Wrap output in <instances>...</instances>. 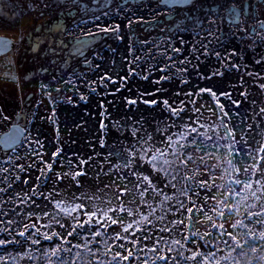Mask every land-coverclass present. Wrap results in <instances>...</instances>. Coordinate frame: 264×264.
I'll return each instance as SVG.
<instances>
[{
    "label": "snow or ice",
    "instance_id": "obj_1",
    "mask_svg": "<svg viewBox=\"0 0 264 264\" xmlns=\"http://www.w3.org/2000/svg\"><path fill=\"white\" fill-rule=\"evenodd\" d=\"M110 2L111 0H107L103 7H107V3ZM225 2L226 0H222L220 3L213 0L217 7L222 8L223 12H227L233 17V23L237 22L241 15L240 7L235 3H230L225 7ZM73 3L75 4L76 0H73ZM161 3L168 6L166 12L160 10ZM45 7L48 5L45 4ZM251 7L252 5L248 4L243 6L244 11ZM116 11L127 10L118 5ZM139 11L141 15L138 18H134L136 12H132L131 15H125L119 23L113 22L114 17L102 21L101 15L93 13L91 21L80 19L74 20L73 24L75 28H86L87 35L90 37H96L101 33H111L118 40L125 39V35L121 34L124 27L131 29L133 25L145 24L159 28L161 33H172L171 25L175 24L176 34L188 32L191 36L195 32L198 43H193L191 52L193 59L197 61L201 55L207 57L212 54L211 44L213 41L208 40V37H212L217 42L220 41V37L212 31V26L216 21L210 18L215 17L218 13L216 8L208 4V0H145L139 6ZM144 12L150 13L155 19H146L143 15ZM223 12L220 13L221 18H223ZM173 13H177V15L184 13L179 24L175 23ZM102 15L107 18L110 13L104 11ZM161 17L163 19H160ZM89 24L92 27H89ZM259 26L264 29V20L259 21ZM93 27L97 31H93ZM42 31L52 33L54 36L69 31V35H71V31L59 21L55 24V32L51 27L42 29ZM201 31L205 33L202 38L200 37ZM205 40L208 42L205 43ZM77 42L82 46H87L90 43V41L80 38H77ZM10 43L8 40L0 39V50L6 49ZM52 44L53 55L58 54L57 48L64 47L62 40L54 39ZM185 44V38L181 37L176 40L174 35H169L168 39L162 42L142 40L140 41L141 47L136 49L131 44L126 45L124 59L127 60L131 56V60H128L127 75H135L138 71L141 74L147 72L148 75H142V78L149 80L152 71L156 70L161 73L155 81V84L160 85L157 92L166 91L162 81L172 79V76L167 73L173 68L176 72H187L186 65L192 63L188 59L190 50L182 47ZM113 51L115 50L113 49ZM214 54L223 63L221 52L215 51ZM231 55H235V53H231ZM85 62L89 68L92 67V63L87 61L86 57ZM161 63L164 64V67H159ZM149 64L150 66L146 67ZM95 67L98 69L101 65L96 64ZM196 67L198 65H194V68ZM231 67L238 68V65L233 64ZM73 75L77 74L73 73ZM127 75L120 79H127ZM216 75L222 76L223 73L214 72L213 76ZM249 75L252 74L249 73ZM81 76H77V79H80ZM202 78L211 79L207 76ZM100 79L108 80L118 88L117 81L113 80L110 75L105 74ZM182 82L188 84L187 80ZM66 83L71 85L73 81L68 80ZM85 85L90 86L87 79H85ZM260 87L264 88V84H261ZM55 91L59 94L63 90L56 88ZM91 91L95 92L96 89L91 88ZM202 93H207L215 100L216 108L219 109V127H222L224 131L222 135L217 132L214 141L213 136L199 131L206 125L200 122V116L203 114L202 108L197 106L191 97ZM221 94L226 98H231V94L227 91ZM47 95L53 105L59 103L51 92H48ZM146 95L152 94L146 93ZM183 95L188 100H180L179 107L169 99L144 100V103L150 106L163 105V109L168 111V118L172 122L166 123L163 128L157 125L155 129V132L164 137L161 141L163 147L152 143L153 136L146 131L144 136H139V132L143 129L134 127L131 136L136 138V143L140 145L139 150L124 149L117 154L124 157L122 168L130 169L132 176L137 181L135 189L138 199L136 195H133L127 201V205L125 204L123 197L131 191L125 183L123 188L118 187L120 195L117 197V207H112L111 201H107L109 206L106 209L97 207L92 211H83L81 216H71L73 212L84 206L57 201L54 207L59 211L46 213L50 223L39 226L35 221L40 217H34L29 210L34 206L38 207L33 198L34 189L32 196L25 194L23 197H17L20 204L28 205V208H25L23 212L19 210V206L4 210L3 205L9 202L14 204V200L0 202V217H3L0 218V225H2L0 233L4 234L0 236V249H5L8 246H22L24 243L29 245L16 254L0 255V264H21L24 260L39 264L41 257H43V264H264V135L257 140L251 131H245L247 125L241 126V124L226 122L224 117H229L230 113L225 111V105L219 102L217 92L212 87H201L199 93L194 89L192 92H183ZM241 95H247V93L242 92ZM179 96L180 93H176V97ZM79 98L84 100L85 96L80 95ZM65 99L71 102L72 97L66 95ZM232 102L233 104L237 103L235 100ZM127 103L135 105L137 101L129 99ZM188 104L192 105V109L189 122L185 123L183 116L189 111ZM237 108H239L238 104ZM50 111L52 115L45 116L43 119L55 123V109ZM210 111L216 115L215 109H210ZM258 115L264 118V107L259 109ZM173 117L181 120V123L177 124L175 120H172ZM8 119L0 112V123L6 122ZM136 123L139 124L140 121H136ZM101 127L103 128L104 125L102 124ZM172 128H176L177 131L172 132ZM24 131H29V129L25 128ZM20 133L21 129L18 126L13 128L4 134L3 143L6 146L16 144L20 139ZM24 139L27 140L28 137H24ZM205 141H213V143L209 145ZM34 142L40 143L38 139ZM103 145L104 141H101V146ZM41 147L44 146L41 145ZM210 148L215 151H210ZM220 149L224 150L223 155H217ZM61 155L62 150L57 147L55 151L48 154V162H45L46 158L43 156L40 158V162L45 164L48 171H52L51 158H59ZM16 159L19 160L20 157L17 156ZM210 160L217 162L210 164ZM81 163L86 164L87 161L82 160ZM142 166H147V174ZM27 167L30 168L31 165ZM19 168L21 172L26 170L23 164ZM2 171L7 173L8 169L3 168ZM153 172L156 173L155 176L152 175ZM82 174L80 171H75V176ZM53 175L56 174L53 173ZM66 175L68 174L62 173L57 178L62 179ZM162 177L166 178L168 182L164 183ZM15 179H20V177L17 176ZM156 181H159V184ZM177 181H180L179 187ZM24 183L27 184V181ZM11 186L9 183L8 188ZM169 188L178 195H168ZM201 189L204 190L203 194H201ZM149 191L155 196L162 197L159 200V213L153 203L147 199ZM6 192L7 188H0V193ZM181 197H184L187 203ZM44 199L49 200L50 197H44ZM131 205H135V207ZM145 208L146 211H143L142 209ZM60 213L71 216L74 225L62 222L64 217H61ZM120 213L126 214L131 219L125 222L124 217L119 215ZM9 216L15 218H8ZM201 216L203 219L200 218ZM25 218L32 222H25ZM54 225L67 230L66 232L55 231L53 230ZM114 225L119 226L121 231L109 236L108 231L112 230ZM86 226L88 235L84 237L83 244L72 245L67 237L76 238L80 235L78 230H84ZM188 226H190V230ZM182 227L188 234L180 231ZM42 229H47V231H42ZM165 233L168 234V239H165ZM174 233H179L180 238H176ZM102 235L105 236L103 251L99 248L94 250L90 246V240L95 243L97 238ZM110 240L120 243L110 245L108 243ZM42 241L48 242L49 247L44 248ZM31 246H37L36 252L39 255L33 251ZM73 249H76L74 254ZM81 250L87 253L91 259L84 258ZM62 254L73 258L65 259Z\"/></svg>",
    "mask_w": 264,
    "mask_h": 264
},
{
    "label": "rangeland",
    "instance_id": "obj_2",
    "mask_svg": "<svg viewBox=\"0 0 264 264\" xmlns=\"http://www.w3.org/2000/svg\"><path fill=\"white\" fill-rule=\"evenodd\" d=\"M65 2L67 1L0 0V35L8 36L14 42L13 47L8 52L0 55V112L9 118L6 122L0 123V134L8 130L13 123H19L24 129H29V131H25L21 141L15 147L4 150L0 147V187L7 188V192L13 195V200L18 201H15L14 204L11 203L10 207L7 203L8 209L19 206V210L23 212L25 208H28V205L20 204L17 197H23L25 194L32 196L34 189L33 198L38 207L34 206L29 210L34 217H40L35 221L39 226L50 223L46 213L59 211L54 207L57 201L84 206L82 209L73 212L71 216H81L83 211H92L97 207L106 209L109 206L107 201H111L112 207H117V197L120 195L118 187L123 188L125 183L131 190L129 194L123 197L125 204L127 205V201L133 195H136L138 199L135 189L137 181L132 176L130 169L122 168L124 157L117 154L124 149H128V151H132V148L139 150L140 145L136 143V138L131 136L134 127L143 129L139 132V136H144L146 131L153 136L152 143L163 147L161 141L164 137L155 132V129L157 125L163 128L166 123L172 122L168 118V111L163 109V105L150 106L144 103L145 99L158 101L169 99L179 107L180 100H188V98H180L183 92H191L195 89L199 93L201 87H212L217 92L219 102L225 105V111L230 113L229 117H224L226 122L241 124V126L247 125L245 131H251L257 140L264 135V118L258 115L259 109L264 107V88L260 87L261 84H264V52L259 51L255 53L256 59H249L250 62L256 63L254 66L256 72L253 73V81H247V85L241 86L242 78H247L249 74L247 71L250 70V66H246L247 61L242 62L241 66L243 67L241 68L244 70L242 71L233 55H228L227 49L224 50V58H221L223 63L214 58L213 60L204 59L205 56L204 58L200 56L199 61H197L193 59L191 48L193 43H198V41L192 39V36L184 35L186 40L184 47L190 50L188 59L192 63L186 65L187 72H176L173 68L167 73L172 76V79L162 81L166 91L157 92L160 85L155 84V81L161 75L158 71L153 70L149 80L142 78V75H148L147 72L141 74L138 71L135 75H127L128 60H131V56L127 60L124 59L126 45L131 44L136 49L141 47L140 41L142 40L162 42L176 31L175 24L171 25L172 33H161L159 28L145 24L133 25L131 29L126 28L127 31L130 30L128 33L122 30L121 34H130L125 41L116 39V36L111 33H101L96 37H90L87 35L86 28H75L73 24L74 20L83 19L86 15L80 11L81 8L76 4L70 6L66 5ZM129 3H131V7L142 4L141 1L136 4L133 1H129ZM45 4L48 7H45ZM60 10H63L65 20L63 25L71 31V35H69V31L63 32V35L55 36L33 35L35 31H38V28H43L41 25L50 21L49 19ZM167 10L168 8H164L163 11L166 12ZM183 15L182 13L179 15L173 13L176 24L180 23ZM145 18L155 19L152 16ZM113 22L119 23L121 21L114 20ZM246 26L253 27L256 32L264 33V29L260 28L258 22ZM134 28L136 29L134 30ZM92 30L97 31L94 27ZM133 32L143 35H134ZM179 36L174 35L176 40L179 39ZM217 36L221 39V35ZM77 38L88 40L90 43L87 46H82L78 44ZM54 39L62 40L64 44L63 48L56 49L57 55L52 53V41ZM215 43L214 46L211 45L214 49L212 54L223 49L222 44L216 41ZM113 49L116 51L110 54ZM85 57L87 61L92 63L91 68L87 66ZM96 64H100L101 67L97 69ZM231 64L238 65V68L231 67ZM194 65H198V67L194 68ZM159 67H164V64L161 63ZM222 68L223 70L226 69V72L228 70L229 73H239H235L233 76L237 79L235 87L229 89L225 85H221V82L217 83L216 80H211L208 83L206 80L200 79L201 76L206 74L208 76ZM73 73L77 75H73ZM81 74L83 75L81 76ZM105 74L117 81L118 88L110 81L100 79ZM125 75H127V79H120ZM77 76H81V78L77 79ZM85 79L90 82V86L85 85ZM182 79L189 83L194 80L193 84H196V87H191L189 83L184 84ZM68 80H72L73 83L67 84L66 81ZM56 88H61L63 91L57 94ZM91 88H95L96 91L92 92ZM182 88L184 89L182 90ZM226 89L233 91L231 98L220 95L222 93L220 90L225 92ZM48 92H51L59 103L53 105L49 101ZM178 92L180 96L176 97ZM242 92L247 93V95H241ZM146 93L152 95H146ZM66 95L72 97L71 102L65 99ZM80 95H84L85 99L81 100ZM129 99H135L137 103L129 105L127 103ZM191 99L202 108L203 114L200 116V122L204 123L206 127L199 129V131L213 136L214 141L216 133L219 132L222 135L224 131L222 127H219L220 113L219 109L216 108V101L207 93L194 95ZM233 100L237 103L233 104ZM237 104L239 108H237ZM53 108L56 113L55 123L43 119L45 116L52 115L50 110ZM188 109L189 111L183 116L185 123L189 122L191 104H188ZM210 109H215L216 115H213ZM172 120H175L177 124L181 123V120L175 117ZM136 121H140V123L137 124ZM102 124L104 125L103 128L101 127ZM253 125L255 127H251ZM171 131L175 132L177 129L172 128ZM24 137H28V139L25 140ZM37 139L40 141L39 144L34 142ZM101 141H104L103 146H101ZM213 141H205V143L210 145ZM130 145L132 147H129ZM57 147L62 150V155L59 158H51L53 170L48 171L45 164L40 162V158L43 156L46 158L45 162H48V154L55 151ZM209 150L215 151L211 148ZM223 153L224 150L220 149L217 155H223ZM17 156L20 157L19 160L16 159ZM82 160H86L87 163H81ZM216 162V160L209 161L210 164ZM21 164L25 165L26 168L23 172L19 168ZM28 165L31 167H27ZM142 167L147 174V166ZM3 168H7L8 172H3ZM75 171H80L83 174L75 176ZM53 173L56 175L54 176ZM62 173L68 175L58 179L57 177ZM152 175L155 176L156 173L153 172ZM17 176L20 179H15ZM162 179L164 183L168 182L166 178L162 177ZM24 181H27V184ZM9 183L12 185L10 188H8ZM156 183L159 184V181ZM179 183L180 181H177L178 187ZM167 191L170 196L178 195L170 188ZM200 191L201 194L204 193L203 189ZM44 197H50V199L46 200ZM181 198L185 199L184 197ZM147 199L153 203L159 213V200L162 197L155 196L149 191ZM185 202L187 203L186 199ZM29 203L31 202L29 201ZM131 206L135 207V205ZM142 210L146 211V208ZM119 215L124 217L125 222L131 219L124 213ZM60 216L64 217L62 222L74 225L71 216H66L64 213H60ZM11 218L14 217L11 216ZM83 218L86 219V217ZM200 218L203 219V216ZM25 222L31 223L32 221L25 218ZM157 226L159 227V225ZM188 227L190 230V226ZM53 230L66 232L67 229H60L58 225H54ZM42 231H47V229H42ZM118 231H121L120 227L114 225L112 230L108 231V235H114ZM180 231H184V228L182 227ZM83 232L85 236L88 235L87 226ZM184 234H188L187 231H184ZM164 235L165 239H168V234L165 233ZM174 235L176 238H180L179 233H174ZM101 237L104 238L105 236ZM101 237H98L97 241L102 242ZM67 239L81 244L84 242V237L81 240L80 235L76 238L67 237ZM79 239L81 241H77ZM108 243L115 245L120 242L110 240ZM98 248L103 251L102 247ZM24 261L26 263V260Z\"/></svg>",
    "mask_w": 264,
    "mask_h": 264
},
{
    "label": "flooded vegetation",
    "instance_id": "obj_3",
    "mask_svg": "<svg viewBox=\"0 0 264 264\" xmlns=\"http://www.w3.org/2000/svg\"><path fill=\"white\" fill-rule=\"evenodd\" d=\"M67 2L66 5H77L78 7L81 8V12L84 13L86 15L85 18H83L84 20H88L91 21L93 19V13H95L96 15H101L102 17V21L105 19H111L114 17V20H118V21H122L124 19L125 15H131L132 12H136V17H139L140 11L137 10L139 9V6L141 5H136L134 7H137L134 9V7H131V3H129V1H133L135 4L138 2H142L144 3L145 0H111L110 3H107V7H103V5L107 2V0H102L97 2L94 0H76V3H73V0H66ZM96 2V3H94ZM218 3L222 2V0H217ZM230 3H235L236 5H238L240 7V11H241V15L239 16V19L237 22L233 23V17L230 16L227 12H223L222 8L217 7L216 4L213 3V0H208V4L212 5L214 8H216L217 10V15L215 17H210L212 19H215L216 23L212 26V31L216 34V35H221V39L219 42L222 44V51L221 52V58H224L223 53L225 49L228 50V55H230L231 53H235V55H233V58L235 59L236 63H239L238 65L240 66L239 68L243 67L242 62L247 61V65L246 66H250V70L247 71L248 73H251L252 75L248 74V77H243L241 80V86L247 85V81H253L254 75L253 73L256 72L254 70V66H256L255 62H250L251 59H256V55L255 53L261 51L264 52V33L263 32H256L254 31L253 27H249L246 25H254L256 22L259 23L260 20H264V0H226L225 2V7H227L228 4ZM245 4L248 5H252L251 8H248L247 11H244L243 6ZM124 6L126 8H123L127 11H121V12H117V6ZM130 6V7H128ZM177 7H181V6H177ZM164 8H168L167 5L161 3L160 5V10L163 11ZM87 10V11H85ZM104 11H108L110 13L109 17H103L102 13ZM223 12V18H221L220 13ZM184 14V13H182ZM143 15L146 17H151L152 15L148 12H144ZM153 17V16H152ZM254 18V19H253ZM253 19V20H252ZM50 21L45 22L43 25H41L43 28L41 29H47L49 27H51L52 29L55 27V24L57 21L61 22L62 24H65V20L63 18V10H60L56 15H54L51 19H49ZM40 26V27H41ZM244 29H243V27ZM89 27H92L91 24H89ZM74 29V28H73ZM136 28H134L135 30ZM38 31L40 30L39 28L37 29ZM128 29H126V27L123 28V32L128 33L129 31H127ZM246 31V32H245ZM134 35H143L142 33H135L133 32ZM130 35V34H128ZM128 35H125V39ZM171 35H189L188 32H184V33H180V34H176V31H174ZM205 35L204 31L200 32V37L202 38ZM192 37H195L196 39V34L195 32H193L191 34ZM125 39L123 41H125ZM213 38L212 37H208V40H210ZM208 40H205V43L208 42ZM215 41L212 42L211 45H215ZM213 46H211V52L213 49ZM116 51V50H115ZM115 51H111V53L115 52ZM226 53V54H227ZM203 56V55H201ZM204 58V56H203ZM217 59V57L215 56V54H211L207 57H205L204 59H209V60H213ZM250 59V60H249ZM220 61V60H218ZM233 65V64H231ZM223 66V65H222ZM245 66V67H246ZM242 71L243 68H241ZM217 72V71H216ZM219 72H222L223 75H216L213 76V73L209 74L207 76V74L205 76L207 77H211V79H204L206 80L208 83L213 80L218 83L221 82V85H225L227 88H232L235 87L237 79L233 76H235V73L238 72H231L229 73L228 70L226 72V69L223 70V68L221 70H219ZM228 74V75H227ZM239 74V73H238ZM205 76H201L200 79L202 77ZM203 79V78H202ZM183 81V79L181 80ZM201 81V80H199ZM240 81V80H239ZM189 83V82H188ZM193 82L189 83L192 87H196V84H193ZM195 85V86H193ZM200 85V84H198ZM197 85V86H198ZM227 92H229L230 94H233V91L231 92L228 91V89H226ZM192 92V91H191ZM220 92H223L220 90ZM221 96H223L222 94H220ZM232 97V96H231ZM180 98L186 99L187 97H185L183 94L181 95Z\"/></svg>",
    "mask_w": 264,
    "mask_h": 264
},
{
    "label": "trees",
    "instance_id": "obj_4",
    "mask_svg": "<svg viewBox=\"0 0 264 264\" xmlns=\"http://www.w3.org/2000/svg\"><path fill=\"white\" fill-rule=\"evenodd\" d=\"M53 31L55 32V27L53 28ZM33 35H53L52 33H48V32H46V31H42V29H40L39 31H35L34 33H33ZM57 35H63V33L62 34H57ZM1 188V187H0ZM13 200V195L11 194V193H8V192H6V193H0V202H4V201H12ZM16 202H18L17 200H15ZM10 204H11V202H9L8 203V205H9V207H10ZM4 206V210L5 211H7L8 210V207H7V203L6 204H4L3 205ZM7 209V210H6ZM0 218H3V217H0ZM8 218H11V216H9ZM15 218V217H14ZM0 227H2V225H0ZM85 230V229H84ZM79 232H80V236H81V240H82V238L83 237H85V234H84V232H83V230H78ZM103 231V230H102ZM110 231V230H109ZM2 235H4V234H2V233H0V236H2ZM103 236V235H102ZM102 238V242L99 240V241H97V242H91V240H90V246L95 250L96 248H98V247H102V249H103V242H104V238L103 237H101ZM80 239L79 240H77V241H81ZM57 243H59V241H57ZM71 244L72 245H75L76 244V242H73V241H71ZM42 246L44 247V248H47V247H49V243L48 242H43L42 241ZM68 246H70V245H68ZM27 247H29V245L28 244H26V243H24V244H22V246H8L7 248H5V249H0V255H7L8 253H12V254H16L17 252H21V251H23L25 248H27ZM32 248H33V251L34 252H36V247L37 246H31ZM75 251H76V249H73V254L75 253ZM82 251V256L84 257V258H86V259H91L90 257H88V255H87V253H85V252H83V250H81ZM36 254L37 255H39V253L38 252H36ZM62 255H64V258L65 259H72L73 257L72 256H69V255H67V254H62ZM110 258V257H109ZM40 261L41 262H39V264H43V257H41V259H40ZM21 264H36V262H34V261H28L27 262V260H26V263H25V261H22L21 262Z\"/></svg>",
    "mask_w": 264,
    "mask_h": 264
},
{
    "label": "water",
    "instance_id": "obj_5",
    "mask_svg": "<svg viewBox=\"0 0 264 264\" xmlns=\"http://www.w3.org/2000/svg\"><path fill=\"white\" fill-rule=\"evenodd\" d=\"M0 39L8 40V41L11 42L10 45H9L6 49L0 50V55H3L4 52H5V53L8 52V51L13 47L14 42L12 41V39H10L8 36H5V35H4V36H3V35H0ZM17 126L21 129V133H20V139H19V141H18L16 144L12 145V146H6V145L3 143L4 134L7 133V132H9L10 130H12L13 128H15V127H17ZM24 133H25L24 128H23L21 125H19V123H13V124H11L8 130H6V131L3 132L2 134H0V147H1L3 150H4V149H10V148L15 147V146L21 141V139H22Z\"/></svg>",
    "mask_w": 264,
    "mask_h": 264
},
{
    "label": "bare ground",
    "instance_id": "obj_6",
    "mask_svg": "<svg viewBox=\"0 0 264 264\" xmlns=\"http://www.w3.org/2000/svg\"><path fill=\"white\" fill-rule=\"evenodd\" d=\"M183 36H184V35H182V36L180 35V36H179V39H180L181 37H183ZM183 38H184V37H183ZM179 39H177V40H179ZM192 39H195V37H193ZM195 40H197V39H195ZM197 41H198V40H197ZM182 47H184V45H182ZM182 86H185V85H182ZM191 87H192V86H191ZM183 89H184V88H182V90H183ZM193 89H194V88H193ZM182 90H181V91H182ZM251 134H252V133H251Z\"/></svg>",
    "mask_w": 264,
    "mask_h": 264
}]
</instances>
